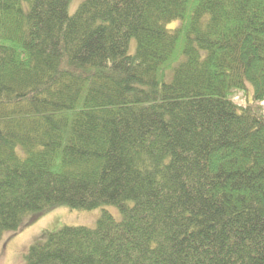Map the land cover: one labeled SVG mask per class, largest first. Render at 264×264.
I'll return each mask as SVG.
<instances>
[{"label": "trees", "instance_id": "trees-1", "mask_svg": "<svg viewBox=\"0 0 264 264\" xmlns=\"http://www.w3.org/2000/svg\"><path fill=\"white\" fill-rule=\"evenodd\" d=\"M72 2L0 0V239L114 206L22 264H264V0Z\"/></svg>", "mask_w": 264, "mask_h": 264}, {"label": "rangeland", "instance_id": "rangeland-1", "mask_svg": "<svg viewBox=\"0 0 264 264\" xmlns=\"http://www.w3.org/2000/svg\"><path fill=\"white\" fill-rule=\"evenodd\" d=\"M81 0H73L69 12L73 13ZM134 51V41L130 43L129 53ZM252 88L248 85L245 93H236L233 102L245 106L250 101ZM260 106L264 112V103ZM107 212L117 222L122 220L119 210L114 206H101L90 211L70 210L66 206L54 208L45 215L28 216L17 232H5L0 239V264H22L30 246L43 244L46 233H54L63 227H86L95 229L98 219Z\"/></svg>", "mask_w": 264, "mask_h": 264}]
</instances>
